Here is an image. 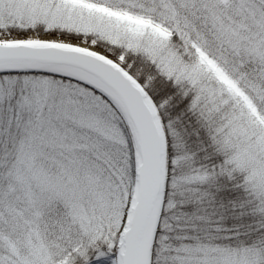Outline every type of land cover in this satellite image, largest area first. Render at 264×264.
<instances>
[{
	"label": "snow or ice",
	"instance_id": "snow-or-ice-1",
	"mask_svg": "<svg viewBox=\"0 0 264 264\" xmlns=\"http://www.w3.org/2000/svg\"><path fill=\"white\" fill-rule=\"evenodd\" d=\"M0 264H264V0H0Z\"/></svg>",
	"mask_w": 264,
	"mask_h": 264
}]
</instances>
